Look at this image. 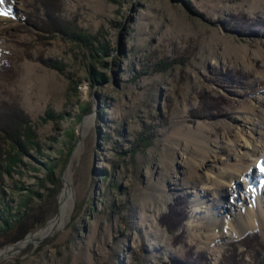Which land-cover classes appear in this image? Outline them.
Segmentation results:
<instances>
[{"label": "rangeland", "instance_id": "374dc122", "mask_svg": "<svg viewBox=\"0 0 264 264\" xmlns=\"http://www.w3.org/2000/svg\"><path fill=\"white\" fill-rule=\"evenodd\" d=\"M13 4L0 17V103L30 117L60 188L56 197L39 190L30 202L49 212L45 223L23 233L33 222L27 216L0 234V252L19 250L0 255V264H170L188 250L202 254V264H220L243 250L231 241L254 231L264 253V196L258 210L253 187L219 179L222 193L242 203L237 220L205 207L221 159L233 142L249 151L251 123L264 122V0H59L71 33L108 43L94 57L91 40L38 30L35 0ZM92 68L103 73L99 82ZM30 151V167L5 179L6 193L14 180L37 190L45 170L31 168L41 162ZM66 182L65 223L21 246L59 214ZM175 196L186 198L188 215L172 234L160 217Z\"/></svg>", "mask_w": 264, "mask_h": 264}, {"label": "trees", "instance_id": "16d2710c", "mask_svg": "<svg viewBox=\"0 0 264 264\" xmlns=\"http://www.w3.org/2000/svg\"><path fill=\"white\" fill-rule=\"evenodd\" d=\"M35 7L37 8V13L39 12L38 9L43 13L42 16L38 13V19L35 22L38 30L47 33L69 35L80 42L86 39L87 41L91 40L90 50L93 57L94 54L107 53L108 43L103 37L89 34L87 37H81L69 31V26H72V23L61 16V5L59 4V0H35ZM26 18L27 16L24 18V21H29ZM41 62L51 68L62 70V68L57 67L56 63L50 59L41 57ZM103 77L104 75L102 72L95 71L93 68L91 69L90 78L93 83L99 82ZM84 109L87 110L85 107L83 110ZM211 109L212 108L207 107V111H211ZM81 116L82 115L79 117ZM143 140H145V138ZM30 150L35 154V159L33 158L32 161L36 160V162H41L39 164L34 162L31 168L34 171L45 170L43 177H36L35 184L37 190H33L32 187L22 191L24 186L17 185V182L14 180V183L9 187V193H6L5 188L7 186L5 184V179L10 178L13 180L16 174L20 176L23 175L22 169L24 167H30L29 164L27 165L26 162L23 161L24 157L30 156ZM42 155V146L37 134L31 126V120L27 113L15 103H0V234L5 233L10 228L12 229L14 224L16 226L18 223L21 224V221L26 219L27 216H32L33 222L29 228L27 226L24 228L25 230H23V233L26 230L28 231L42 225L48 218L49 212L44 209L43 204H39L38 207L30 205L34 195L41 196L39 190H46L49 192V195L56 197L60 188V181L54 175L56 163ZM44 158L45 160H42ZM49 184H52L53 187H50ZM14 194H18L16 201H13ZM36 209L38 216L34 215ZM187 215L186 198L175 196L172 203L168 205L167 212L160 217V222L169 233L173 234L183 225ZM21 225H23V223ZM181 232L175 233L174 239H181ZM236 243H239L243 247L242 251L233 249ZM230 245L232 246L231 249H233L232 253H229L222 259L220 264H264L263 247L260 244L257 231L241 235L237 240L231 241ZM246 253L249 256L248 260L244 259ZM192 255V251L188 250L183 258H171L170 264H202L204 259L202 254H197V257H192Z\"/></svg>", "mask_w": 264, "mask_h": 264}, {"label": "bare ground", "instance_id": "6f19581e", "mask_svg": "<svg viewBox=\"0 0 264 264\" xmlns=\"http://www.w3.org/2000/svg\"><path fill=\"white\" fill-rule=\"evenodd\" d=\"M14 6L13 0H0V13H5L7 10L12 9ZM4 14H0V17H4ZM260 114V113H259ZM89 119L84 123L87 124ZM260 123H264L261 119L257 121H253L251 126L249 127L252 133L255 134L253 138H247L243 145L247 146L250 150L241 151V147L239 144L234 143L235 148L232 151V155L226 158L225 160L221 159V164L217 168V171L213 173L215 174V178L209 181L210 185L213 186L212 190L206 196L205 207L207 210L214 211V208L218 207L219 209H224V213H227L233 220H237L240 217V212L242 211V203H238L234 200L233 197H229L230 192L220 190L222 187V183L220 184L219 179L232 183L235 182L237 185L241 184L243 186L253 187L252 191L255 190V204L258 207V210L261 209V204L264 196V128H262ZM84 128V127H83ZM83 135V134H82ZM243 135V134H242ZM184 139L190 143L196 142L197 134L192 132H186L183 135ZM244 136V135H243ZM251 136V137H252ZM255 181L256 184H255ZM257 185V188L254 187ZM236 185V186H237ZM260 185V187H259ZM249 192V190H247ZM212 193V194H211ZM251 195H249L251 197ZM72 196L71 187L69 182H66V187L64 192H61L59 196L60 202V211L56 218L51 220L49 224L46 226L44 230H38L36 232L31 233L21 246L26 245L32 241H38L39 238H45L49 234L53 233L57 228L61 227L66 218L69 215L70 211V198ZM231 199V201H230ZM254 203V202H253ZM214 204V205H213ZM217 205V206H216ZM245 206V205H244ZM209 220L216 221L213 215L208 216ZM259 219L262 220L264 224V216H259ZM22 248V247H20ZM19 250L13 247L7 248L5 251L0 252V255L3 254H14Z\"/></svg>", "mask_w": 264, "mask_h": 264}, {"label": "water", "instance_id": "95a60500", "mask_svg": "<svg viewBox=\"0 0 264 264\" xmlns=\"http://www.w3.org/2000/svg\"><path fill=\"white\" fill-rule=\"evenodd\" d=\"M57 216H58V211H57V213L55 214V216L53 218H56Z\"/></svg>", "mask_w": 264, "mask_h": 264}, {"label": "snow or ice", "instance_id": "6c2138e0", "mask_svg": "<svg viewBox=\"0 0 264 264\" xmlns=\"http://www.w3.org/2000/svg\"><path fill=\"white\" fill-rule=\"evenodd\" d=\"M0 14H7V13H0Z\"/></svg>", "mask_w": 264, "mask_h": 264}]
</instances>
